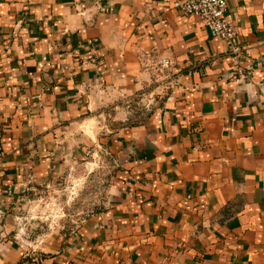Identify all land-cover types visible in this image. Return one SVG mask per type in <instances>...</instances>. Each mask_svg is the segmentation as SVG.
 <instances>
[{"label":"crops","instance_id":"1","mask_svg":"<svg viewBox=\"0 0 264 264\" xmlns=\"http://www.w3.org/2000/svg\"><path fill=\"white\" fill-rule=\"evenodd\" d=\"M226 14L244 77L153 0H0V264H264V0ZM97 156L102 209L28 250L27 196Z\"/></svg>","mask_w":264,"mask_h":264},{"label":"rangeland","instance_id":"2","mask_svg":"<svg viewBox=\"0 0 264 264\" xmlns=\"http://www.w3.org/2000/svg\"><path fill=\"white\" fill-rule=\"evenodd\" d=\"M143 103L137 111L145 115L151 105L149 100L145 106ZM92 162L88 168L77 171L75 177L65 178L50 189H37L27 196L19 212L17 229L28 250L37 249L61 228L79 227L88 216L102 209L116 168L106 158L97 156ZM84 173H87L86 178Z\"/></svg>","mask_w":264,"mask_h":264},{"label":"built area","instance_id":"3","mask_svg":"<svg viewBox=\"0 0 264 264\" xmlns=\"http://www.w3.org/2000/svg\"><path fill=\"white\" fill-rule=\"evenodd\" d=\"M153 2L176 10L185 17L198 18L212 37L230 43L235 76L248 75L249 67L242 62V49L238 46V31L226 14L228 0H153ZM160 65L168 67L169 63L162 60ZM3 159L4 154L0 152V166Z\"/></svg>","mask_w":264,"mask_h":264}]
</instances>
